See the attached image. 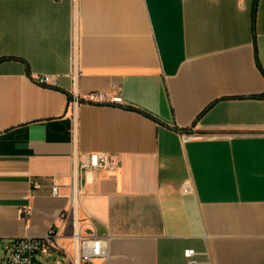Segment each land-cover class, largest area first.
<instances>
[{
	"label": "crops",
	"instance_id": "obj_1",
	"mask_svg": "<svg viewBox=\"0 0 264 264\" xmlns=\"http://www.w3.org/2000/svg\"><path fill=\"white\" fill-rule=\"evenodd\" d=\"M78 10L74 78L73 0H0V241L59 222L70 190L54 180L75 150L104 151L119 166L84 172L81 201L84 232L111 235L98 264H192L187 248L197 264H264V0ZM93 90L123 101L74 118V91Z\"/></svg>",
	"mask_w": 264,
	"mask_h": 264
},
{
	"label": "built area",
	"instance_id": "obj_2",
	"mask_svg": "<svg viewBox=\"0 0 264 264\" xmlns=\"http://www.w3.org/2000/svg\"><path fill=\"white\" fill-rule=\"evenodd\" d=\"M74 22L72 30V75L80 73L81 64V31L79 26L78 0H73ZM40 83H49L50 74H40L36 77ZM121 96H110L103 90H93L87 94L74 91L70 97L69 106L74 118L82 103L105 104L122 102ZM74 167L68 182L54 180L51 190L55 195L61 194L64 186L69 187L70 203L60 215V221L51 224L47 232L40 236H16L9 242L0 241V264H98L109 254L110 233L99 234L95 229L84 232V221L81 215V201L84 197V172L90 174L96 170L115 169L119 166V157L115 153L104 151L73 153ZM35 189L42 187L38 180L32 181ZM185 184V190H189ZM62 238H69L70 245L64 244ZM195 248L185 249V256L192 264L198 259Z\"/></svg>",
	"mask_w": 264,
	"mask_h": 264
},
{
	"label": "rangeland",
	"instance_id": "obj_3",
	"mask_svg": "<svg viewBox=\"0 0 264 264\" xmlns=\"http://www.w3.org/2000/svg\"><path fill=\"white\" fill-rule=\"evenodd\" d=\"M0 254H1V250H0Z\"/></svg>",
	"mask_w": 264,
	"mask_h": 264
}]
</instances>
